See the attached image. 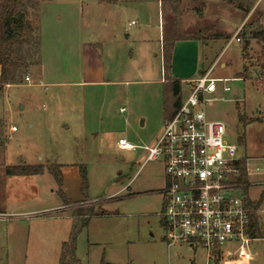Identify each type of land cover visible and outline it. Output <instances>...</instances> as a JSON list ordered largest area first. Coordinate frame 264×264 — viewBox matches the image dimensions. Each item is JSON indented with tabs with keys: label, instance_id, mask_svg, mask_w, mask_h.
<instances>
[{
	"label": "rangeland",
	"instance_id": "374dc122",
	"mask_svg": "<svg viewBox=\"0 0 264 264\" xmlns=\"http://www.w3.org/2000/svg\"><path fill=\"white\" fill-rule=\"evenodd\" d=\"M36 13L28 20L40 39L39 62L25 74L29 81L0 94V213H8L0 217V264H58L84 214L80 264H204L199 247L167 246L159 215L164 163L143 161L163 131L165 79L179 81L182 100L190 80L212 65L211 77L229 80L217 83L219 99L205 111L226 123V140L246 158L247 195L258 201L263 193L254 211L262 236L250 242L249 263L264 264V41L246 34L247 25L264 26V0H45ZM173 29L201 31V39L175 42L164 75ZM123 137L138 148H116ZM21 162L45 168L5 172ZM55 164L69 204L49 169Z\"/></svg>",
	"mask_w": 264,
	"mask_h": 264
},
{
	"label": "built area",
	"instance_id": "2783aa9c",
	"mask_svg": "<svg viewBox=\"0 0 264 264\" xmlns=\"http://www.w3.org/2000/svg\"><path fill=\"white\" fill-rule=\"evenodd\" d=\"M212 70L213 65L190 80L187 96L164 122L143 162L159 157L164 163L159 215L167 246L199 247L205 252L204 264H250V242L255 238L249 234L251 210L237 180L236 163L241 158L236 155V144L226 140V123L205 111L219 99L217 83L229 79L211 77ZM228 90L227 85L222 87V92ZM115 146L137 149L124 137Z\"/></svg>",
	"mask_w": 264,
	"mask_h": 264
},
{
	"label": "trees",
	"instance_id": "16d2710c",
	"mask_svg": "<svg viewBox=\"0 0 264 264\" xmlns=\"http://www.w3.org/2000/svg\"><path fill=\"white\" fill-rule=\"evenodd\" d=\"M41 1L45 0H0V94L4 90L5 86L11 84H19L22 77L27 74L28 69L31 66H36L38 64V54L40 51V39L36 33L35 27L28 20V16H32L37 20L38 13L36 9ZM100 2L105 1L107 3H116L118 0H99ZM251 1V0H248ZM252 2L247 3L246 13L251 9ZM241 8V6H237ZM246 26L244 25L243 28ZM246 34H248L250 39L264 41V26H257L256 29H252L251 26L247 25ZM189 39H201V31L188 32L186 35H181L178 33L177 29H173L172 36L167 42L165 47V53L163 54V74L166 75L167 71L171 67V52L174 46V42L177 40H189ZM261 63L260 66L262 70L264 69V54L259 56ZM168 84L167 89L164 90L165 100L163 104L165 112V121L171 119L176 113L177 108L181 103L180 98V83L177 80L165 79ZM171 95V99L166 102V94ZM171 102V103H170ZM170 105H169V104ZM1 124V121H0ZM6 142V137L4 140H0V147L4 148ZM239 143L242 142V138H239ZM55 167H50L53 175L57 178V183L59 184V194L65 204H69L70 201L65 197L63 191L61 190V172L57 164ZM238 169L237 180L243 186V192L249 186V181L247 178V161L243 157L236 163ZM5 172L8 175H37L42 173L44 168L42 165H30L26 163H19L16 165H5ZM85 166L80 167V177L82 183V189L86 190L88 188V183L86 179ZM263 197V193H261ZM262 197L258 201H250L248 197H245V203L251 210L250 220H249V234L253 238H260L262 236L261 229L258 226L257 217L255 215V210L261 203ZM92 211L90 210V214ZM86 214L79 216V222L74 226L71 236L68 241L63 242L61 245V255L58 264H80L79 259L76 257V241L78 232L87 225L88 216ZM100 264H108L101 260ZM113 264V263H109Z\"/></svg>",
	"mask_w": 264,
	"mask_h": 264
},
{
	"label": "crops",
	"instance_id": "0c3cea01",
	"mask_svg": "<svg viewBox=\"0 0 264 264\" xmlns=\"http://www.w3.org/2000/svg\"><path fill=\"white\" fill-rule=\"evenodd\" d=\"M237 8H239V7H237ZM177 41H178V40H177ZM177 41H175V42H177ZM175 42H174V43H175ZM175 45H176V43L174 44V46H175ZM174 46H173V47H174ZM223 65H224V63L222 64V66H223ZM136 147H137V146H136ZM116 148H117V147H116ZM137 148H138V147H137ZM124 150H125V149H124ZM130 151H131V150H130ZM247 191H248V190H247ZM245 195L248 197V199L250 198V196L247 195V193H246ZM250 199H251V198H250ZM250 201H254V200L251 199Z\"/></svg>",
	"mask_w": 264,
	"mask_h": 264
}]
</instances>
